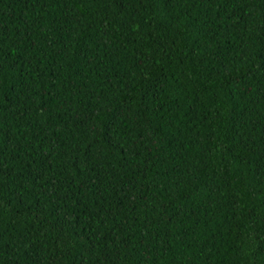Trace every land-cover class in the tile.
<instances>
[{"label": "trees", "instance_id": "1", "mask_svg": "<svg viewBox=\"0 0 264 264\" xmlns=\"http://www.w3.org/2000/svg\"><path fill=\"white\" fill-rule=\"evenodd\" d=\"M0 264H264V0H0Z\"/></svg>", "mask_w": 264, "mask_h": 264}]
</instances>
